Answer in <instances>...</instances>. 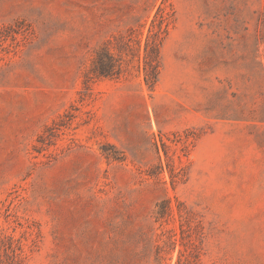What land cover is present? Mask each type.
<instances>
[{"label":"rangeland","instance_id":"374dc122","mask_svg":"<svg viewBox=\"0 0 264 264\" xmlns=\"http://www.w3.org/2000/svg\"><path fill=\"white\" fill-rule=\"evenodd\" d=\"M0 264H264V0H0Z\"/></svg>","mask_w":264,"mask_h":264},{"label":"trees","instance_id":"16d2710c","mask_svg":"<svg viewBox=\"0 0 264 264\" xmlns=\"http://www.w3.org/2000/svg\"><path fill=\"white\" fill-rule=\"evenodd\" d=\"M147 47V40H146ZM104 56L97 55L94 66L91 70L94 77H109L115 71V64L112 62V57L110 54H105L106 60L103 58Z\"/></svg>","mask_w":264,"mask_h":264}]
</instances>
